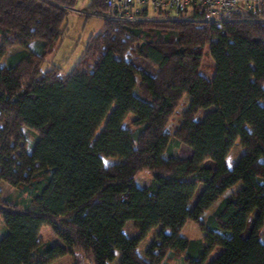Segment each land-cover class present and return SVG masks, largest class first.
I'll return each mask as SVG.
<instances>
[{"label":"trees","instance_id":"1","mask_svg":"<svg viewBox=\"0 0 264 264\" xmlns=\"http://www.w3.org/2000/svg\"><path fill=\"white\" fill-rule=\"evenodd\" d=\"M73 2L0 0V181L13 186L5 196L0 189V264H49L75 251L92 264H205L216 247L208 264H264L262 12L214 23L104 18L71 70H42ZM94 7L102 12L103 0H90ZM206 47L210 76L200 71ZM129 113L132 127L123 125ZM22 137L29 140L19 150ZM237 138L241 152L229 167ZM181 145L190 154L179 155ZM142 170L152 177L140 186ZM129 220L137 234L124 231ZM188 220L202 237L180 234ZM44 224L62 243L38 238Z\"/></svg>","mask_w":264,"mask_h":264},{"label":"rangeland","instance_id":"2","mask_svg":"<svg viewBox=\"0 0 264 264\" xmlns=\"http://www.w3.org/2000/svg\"><path fill=\"white\" fill-rule=\"evenodd\" d=\"M90 3V0H74L73 4H67L65 5L67 9L66 17L63 22V30L64 33L62 37L60 38L58 44L56 45L55 49L49 53L45 60L43 61L41 65L42 70H46L48 67H50L52 64H56L61 67V70L63 72H67L72 69V67L75 65V63L79 60V58L82 56L84 51V44L89 38L90 35L97 34L103 27L104 23V16L101 15V10L97 7L88 9V5ZM20 45H15L10 47L6 54L13 52L15 50L20 49ZM100 54L95 56L91 59V64L86 67V69L83 72V76H86L89 70L94 66L96 61L98 60ZM213 64L214 60L210 53L208 52V47L205 48V52L203 54L202 59V66L200 71L206 75L210 76L213 71ZM190 100V97L188 94H185L183 97L182 103L177 108L176 112L173 114L172 119L169 123V126L172 128V126L176 123L177 119L180 117V114L182 110L187 106L188 102ZM205 112L204 108H200L199 111L196 113L195 118L201 119L203 114ZM132 113H129L125 120L123 121V125L126 127H132L131 125V119H132ZM105 121V120H104ZM104 121L101 123L97 130V134L100 132V130L104 126ZM25 135V134H24ZM30 139H31V135ZM29 138L22 137L20 139V146L19 150H22L24 147H27V142ZM191 149L190 147L186 145H181V147L178 149V153L181 156H185L190 154ZM241 152L240 147V140L239 138L236 139V141L233 143L227 157H226V164L231 167L236 160L238 159ZM115 157H105L104 160H114ZM211 160H206V164H211ZM152 174L148 170H142L137 173L135 176V182L137 185L143 186L149 183L151 180ZM240 185V183H236L234 186L228 188L225 193L222 195V197L232 193L236 190V188ZM203 186V183L199 184L198 189L196 190L193 197L190 199L189 204L192 205L194 203V200L196 199L198 193L200 192L201 187ZM0 189L2 192V196H5L12 192L13 186H11L6 179H2L0 181ZM219 200L215 201L209 208H207L203 214L201 215V220H204L205 217L214 209V207L217 205ZM257 214V210L253 211V213L250 216L249 226L251 222L253 221L255 215ZM4 226V222L2 220V217L0 216V234H2V227ZM158 226L152 228L149 233L141 240L137 247V251L139 254L143 255L145 252V249L150 244V242L153 240L154 235L156 234L158 230ZM124 231L129 235H134L138 233V230L135 228L133 221L129 220L126 222L124 226ZM180 234L188 237V238H200L203 236L204 231L199 227L198 223L188 220L183 227L180 230ZM260 239L264 240V220L262 226L259 228L258 231ZM38 238L45 241L50 240L52 242H59L62 243L61 239L57 237L52 228L44 224L40 227ZM220 250V247H216L212 253L209 255V258L206 260L205 264H208L209 260L215 256V254ZM119 252L117 251L116 260H118ZM76 260L80 264H92L90 262H87L84 260L83 256L78 252L75 251L73 254L70 252H67L59 257H57L55 260H53L49 264H68ZM176 259L172 264H176Z\"/></svg>","mask_w":264,"mask_h":264},{"label":"built area","instance_id":"3","mask_svg":"<svg viewBox=\"0 0 264 264\" xmlns=\"http://www.w3.org/2000/svg\"><path fill=\"white\" fill-rule=\"evenodd\" d=\"M101 15L113 20L191 19L220 22L240 13L263 15L264 0H103Z\"/></svg>","mask_w":264,"mask_h":264}]
</instances>
